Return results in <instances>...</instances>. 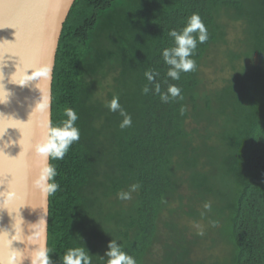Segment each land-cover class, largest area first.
<instances>
[{"label":"trees","instance_id":"16d2710c","mask_svg":"<svg viewBox=\"0 0 264 264\" xmlns=\"http://www.w3.org/2000/svg\"><path fill=\"white\" fill-rule=\"evenodd\" d=\"M194 13L208 39L195 69L172 80L162 52ZM218 49L222 69L209 61ZM205 67L228 74L212 82ZM157 84L180 96L162 102ZM114 97L130 127L109 110ZM65 108L80 139L49 158L52 264L69 248L108 264L113 240L136 264H264V0H74L52 72L53 126ZM192 224L208 230L192 234ZM209 234L204 252L218 241L222 250L196 257Z\"/></svg>","mask_w":264,"mask_h":264},{"label":"water","instance_id":"95a60500","mask_svg":"<svg viewBox=\"0 0 264 264\" xmlns=\"http://www.w3.org/2000/svg\"><path fill=\"white\" fill-rule=\"evenodd\" d=\"M2 1L9 10L0 14V192L11 188L18 196L0 204V255L11 248L26 256L41 240L47 247L48 196L32 187L33 146L43 139L44 120H51L55 55L74 0Z\"/></svg>","mask_w":264,"mask_h":264},{"label":"clouds","instance_id":"9594fccd","mask_svg":"<svg viewBox=\"0 0 264 264\" xmlns=\"http://www.w3.org/2000/svg\"><path fill=\"white\" fill-rule=\"evenodd\" d=\"M194 34H198L194 35ZM169 36L174 38V47L166 48L162 52L164 62L172 66L167 71V77L172 80H179L181 73L193 71L196 67L195 61L191 59L197 48V43H204L207 39V28L202 19L196 13L192 14L186 26L177 31L175 29L169 32ZM33 71H40V69H32ZM45 74L50 77L51 68L45 67ZM148 75L151 80L152 76ZM144 94H147L148 89L145 87ZM156 93L160 94V99L164 103H168L170 99L180 96L181 90L174 84L167 87L166 92H161L160 85H156ZM48 105H44L46 110ZM110 111L119 112L123 117L120 124L121 129L130 127L132 124L131 116H129L121 107L119 98L114 97L108 104ZM64 115L67 119L61 121L60 125L53 126L50 119H45L43 128V139L33 146V152L37 160L35 161L36 174L32 179L33 189L41 192L45 197L54 194L59 189V184L54 182L57 176L55 167L49 164V158L55 160H62L67 154L69 148L74 142L80 139V130L75 126L79 119L77 112L72 108H65ZM139 185H133L132 191H135ZM18 193L8 188L6 191L0 192V204L10 203L14 201ZM119 198L122 200L130 199V193H120ZM209 207V205H205ZM43 233L44 229H40ZM3 241H0L2 246ZM35 248L28 252V255H21L19 251H13L9 248L8 255H0V264H24L27 260L29 264H52L49 256V250L43 240L38 244H34ZM108 251L106 255L109 257L108 264H136V260L124 252L116 241L113 240L108 244ZM63 264H91V258L84 248H69L63 256Z\"/></svg>","mask_w":264,"mask_h":264},{"label":"rangeland","instance_id":"374dc122","mask_svg":"<svg viewBox=\"0 0 264 264\" xmlns=\"http://www.w3.org/2000/svg\"><path fill=\"white\" fill-rule=\"evenodd\" d=\"M220 52H221V49H218L217 51L215 50L213 53H211L212 56L211 55L209 56V61L210 62H217L218 63V66H219V69H222V63H221V60L218 57V55H219ZM216 54H217V56H216ZM204 71H205V75L212 82L215 80V78H217V81H220V79L222 77H225L228 74L227 68H225L223 72L218 71L219 74H215L211 67H205ZM192 225H193L192 226V229H191L192 234H195L198 231H201V233H202L203 231H207L208 230L207 229V226H205L203 224L201 226L194 225V224H192ZM207 236H209V237H207V240H206L207 242L205 244H203L201 247L200 246H197L195 248L196 249L195 250L196 257L197 256L199 257V256L203 255V253H204V256H206V257H209V255L216 256L220 252L219 250H222L223 244L218 241L217 242V244H218L217 247H214V248L211 247V251L210 252H204V249L207 248V247H209V243H210V245H212L211 244V241H210V238L211 237H214L215 235L214 234H209ZM202 248H204V249H202Z\"/></svg>","mask_w":264,"mask_h":264},{"label":"bare ground","instance_id":"6f19581e","mask_svg":"<svg viewBox=\"0 0 264 264\" xmlns=\"http://www.w3.org/2000/svg\"><path fill=\"white\" fill-rule=\"evenodd\" d=\"M6 2L7 1H5V5L7 4ZM6 6H4L3 1L0 0V14H3V12H5L6 10H9L8 7H6ZM10 9L13 10L12 8H10ZM6 60H7L6 62L11 61V56H9ZM18 92H19V89L17 88V94H18ZM15 101H18V99H16Z\"/></svg>","mask_w":264,"mask_h":264}]
</instances>
